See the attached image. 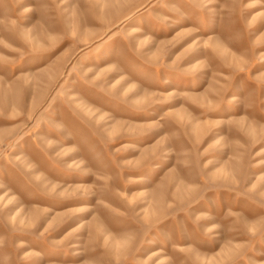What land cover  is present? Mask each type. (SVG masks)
<instances>
[{"label":"rangeland","instance_id":"1","mask_svg":"<svg viewBox=\"0 0 264 264\" xmlns=\"http://www.w3.org/2000/svg\"><path fill=\"white\" fill-rule=\"evenodd\" d=\"M0 264H264V0H0Z\"/></svg>","mask_w":264,"mask_h":264},{"label":"crops","instance_id":"2","mask_svg":"<svg viewBox=\"0 0 264 264\" xmlns=\"http://www.w3.org/2000/svg\"><path fill=\"white\" fill-rule=\"evenodd\" d=\"M186 11V10H185ZM187 13V12H186ZM200 16H198V15H195V16H188V17H181V18H179L178 20H176V21H174L173 23L175 24V25H179V27H190V25H189V23H188V21L190 22V21H201L202 22V20H199L200 18H199ZM145 22L142 24V25H145L146 27H148L149 26V21L147 20V19H145L144 20ZM201 22H199V23H201ZM206 23H208V22H206ZM201 27H200V29L201 30H203L202 28H204V29H206V27H212V25L209 23V25L208 26H202V24H199ZM204 31V30H203Z\"/></svg>","mask_w":264,"mask_h":264}]
</instances>
